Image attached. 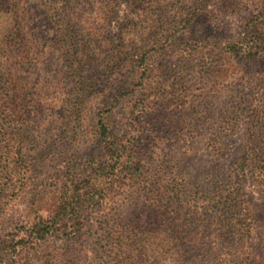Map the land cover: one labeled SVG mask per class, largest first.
Returning <instances> with one entry per match:
<instances>
[{
  "label": "rangeland",
  "instance_id": "374dc122",
  "mask_svg": "<svg viewBox=\"0 0 264 264\" xmlns=\"http://www.w3.org/2000/svg\"><path fill=\"white\" fill-rule=\"evenodd\" d=\"M77 2L82 7L78 11L82 21L71 24L69 35L75 42L80 36L88 41L90 58L83 64L81 76L85 87L92 88L78 113L74 112L78 101L64 93V84L71 77L58 50L41 54L28 27L24 28L25 46H7L9 70L20 76L19 96L7 98V107L17 106L26 121L21 126L24 161L20 166L26 180L18 182L21 186L6 198L7 204L0 211V244L9 235H22L37 212L48 215L54 210L68 176L85 172L100 158L106 148L99 136L100 117L107 114L117 131L136 103L153 91L165 90L146 124L143 117L152 130L141 157L152 164L154 173L163 170L161 173L169 176H183L189 183L187 189L198 193L226 175L243 154V134L256 109L248 94L257 75L248 73L249 67L240 64L227 47L244 36L264 37V0ZM23 4L24 27L29 9L26 1ZM193 14L192 19L181 22ZM130 30H134L133 37L129 36L130 61L124 70L117 71L113 69L112 48L118 44L119 32ZM191 45L195 48L189 56L184 50ZM145 51L148 66L142 84L147 83L140 86L133 60L142 58ZM47 58L50 68L44 63ZM46 72L55 81L50 93L38 87ZM260 122V128L264 127V112ZM217 134L223 143L221 153L213 149ZM247 190L264 222V191L252 183ZM129 191L112 190L110 201L94 208L76 241L67 242L57 234L39 246L30 244L17 259L25 257L22 261L26 259V264H55L52 256L59 254L61 264H103L100 233L91 229L103 220L98 212L112 211L133 220L143 217L147 224L149 220L159 222L149 199L129 197Z\"/></svg>",
  "mask_w": 264,
  "mask_h": 264
},
{
  "label": "trees",
  "instance_id": "16d2710c",
  "mask_svg": "<svg viewBox=\"0 0 264 264\" xmlns=\"http://www.w3.org/2000/svg\"><path fill=\"white\" fill-rule=\"evenodd\" d=\"M25 1L29 16L23 27ZM105 1L108 5L115 2L95 0V3ZM81 8L77 0H0V211L7 204L6 198L12 197L21 186L18 182L26 180L20 168L24 161L21 126L26 121L17 106L7 107V98L19 96L20 76L9 70L10 47L7 46H25L24 28L28 27L41 54L58 50L71 77L64 84V93L78 101L74 109L78 113L92 90L85 87L81 76L83 64L90 58L86 49L88 41L80 36L75 42L72 34L69 35L73 32L71 24L82 21L78 13ZM133 32H119L118 44L112 48L113 69L117 71L124 70L130 61L128 50ZM67 35L71 40L66 39ZM106 41L110 42V38L106 37ZM192 48L195 47L191 45L184 51L192 56ZM227 52L249 67L248 73L254 72L257 76L248 94V101L251 106L255 104L256 109L243 134L246 139L243 154L230 165L226 175L214 181L210 188L194 193L187 189L189 183L183 176H169L161 173L163 170L153 172L152 164L141 157L152 130L145 124L150 110L164 96L161 95L165 90L153 91L146 94L140 104L136 103L126 117L127 122L117 131L112 129L107 114L100 117L99 136L106 143L105 151L85 172L68 176L54 210L48 215L37 212L22 235L12 234L1 242L0 264H26V259L22 261L25 257L17 259L19 254L30 244L39 246L57 234L67 242L76 241L94 208L110 201L115 188L129 189L127 195L134 199L146 196L159 222L149 220L147 224L143 217L133 220L112 211L98 212L103 220L97 226L93 224L91 229L96 228L100 233L99 253L103 264H264V222L247 190L248 183H252L256 189L264 191V127L260 128L264 112V66H261L264 64V37L244 36L231 43ZM47 59L44 63L50 68L47 64L50 58ZM133 63L137 67L136 75L140 76V86L146 85L147 82L142 84L148 66L146 51ZM140 67L145 69L141 71ZM50 77L46 72L43 81L38 82L44 92L52 91L55 81ZM110 88L104 86L107 91ZM156 88L158 86L153 89ZM214 139L213 149L221 153L224 150L221 137L217 134ZM52 259L55 264H61L59 254Z\"/></svg>",
  "mask_w": 264,
  "mask_h": 264
}]
</instances>
